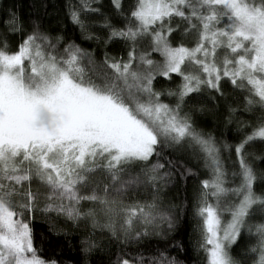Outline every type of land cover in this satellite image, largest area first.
<instances>
[{"label":"snow or ice","instance_id":"1","mask_svg":"<svg viewBox=\"0 0 264 264\" xmlns=\"http://www.w3.org/2000/svg\"><path fill=\"white\" fill-rule=\"evenodd\" d=\"M29 7L0 9V264H187L185 220L205 264H264V0Z\"/></svg>","mask_w":264,"mask_h":264},{"label":"trees","instance_id":"2","mask_svg":"<svg viewBox=\"0 0 264 264\" xmlns=\"http://www.w3.org/2000/svg\"><path fill=\"white\" fill-rule=\"evenodd\" d=\"M107 2L108 0H104L105 4H107ZM13 3H16L20 11L26 14L30 11L29 6L33 3V0H0V9L4 8L5 6H11ZM47 3L49 4V11L55 13V8L52 6L55 5L56 7H59L61 0H47ZM77 42H79L78 39ZM84 46L87 47L88 45L85 44ZM201 120L205 122V124H203L202 126H206V127H211L214 123V120L211 116L201 117ZM173 195H175V193H173ZM179 195L181 196V198H183L184 193L181 192ZM34 228L36 233L38 234L44 231V225L40 221L35 222ZM191 233H192V222L185 220L182 225V234H183V241L185 242L188 248L187 264H205L203 252L197 251L193 247V243L190 240ZM181 258H183V256Z\"/></svg>","mask_w":264,"mask_h":264}]
</instances>
